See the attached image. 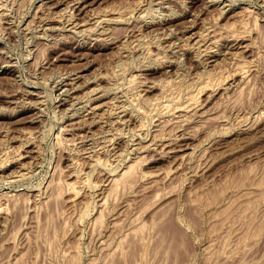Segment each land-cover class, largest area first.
I'll use <instances>...</instances> for the list:
<instances>
[{"label":"rangeland","instance_id":"obj_1","mask_svg":"<svg viewBox=\"0 0 264 264\" xmlns=\"http://www.w3.org/2000/svg\"><path fill=\"white\" fill-rule=\"evenodd\" d=\"M0 264H264V0H0Z\"/></svg>","mask_w":264,"mask_h":264},{"label":"bare ground","instance_id":"obj_2","mask_svg":"<svg viewBox=\"0 0 264 264\" xmlns=\"http://www.w3.org/2000/svg\"><path fill=\"white\" fill-rule=\"evenodd\" d=\"M74 6H75V5H74ZM105 15H106V14H105ZM105 15H104V16H105ZM93 18H94V17H93ZM74 20H75V19H74ZM106 20H107V19H106ZM98 21H99V20H98ZM198 38H199V37H198ZM196 41H199V40L196 39ZM195 43H196V42H195ZM197 43H198V42H197ZM199 43H200V42H199ZM198 46H199V45H198ZM234 75H235V74H234ZM132 81H134V80H132ZM206 84H207V83H206ZM164 86H166V85H163V87H164ZM205 86H206V85H205ZM150 88H151V87H150ZM130 89H131V88H130ZM164 90H165V89H164ZM166 91H167V90H166ZM173 99H174V98H173ZM193 99H194V98H193ZM179 100H180V99H179ZM189 102H190V100H189ZM185 104H186V103H185ZM177 105H178V104H177ZM165 106H168V104H166ZM170 106H171V105H170ZM98 107H99V106H98ZM132 109H133V108H132ZM90 110H91V109H90ZM92 111H93V110H92ZM96 111H97V107H96ZM93 112H94V111H93ZM93 112H92V113H93ZM92 113H90V114H92ZM88 114H89V113H88ZM66 130H67V129H66ZM166 145H167V144H166ZM168 146H169V145H168ZM138 147H139V146H138ZM102 148H103V147H102ZM166 148H167V147H166ZM171 150H172V149H171ZM171 150H170V151H171ZM173 151H174V150H173ZM95 152H96V151H95ZM86 153H87V152H86ZM1 165H2V164H1ZM136 166H137V165H136ZM21 168H22V167H21ZM132 169H133V168L131 167V170H132ZM128 170H130V169H128ZM133 171H134V169H133ZM127 172H129V171H127ZM127 172H126L125 174H123L122 177H120V178L123 179V177H125V175L128 174ZM129 175H130V174H129ZM128 177H129V176H128ZM87 179H89V178H87ZM114 180H115V179H114ZM114 180H113V181H114ZM125 180H127V179H125ZM113 181H112V183H113ZM116 181H117V180H116ZM114 182H115V181H114ZM117 182H118V181H117ZM119 182H120V181H119ZM115 183H116V182H115ZM123 183H124V182H123ZM117 184H118V183H117ZM113 185H114V183H113ZM117 188H118V187H117ZM115 190H116V189H115ZM110 194H111V193H110ZM132 221H133V220H132ZM139 230H140V229H139ZM177 237H178V236H177ZM180 237H181V236H180ZM175 239H176V238H175ZM176 245H177V244H176ZM168 248H169V247H168ZM171 248H172V247H171ZM169 250H170V249H169ZM177 251H178V250H177ZM129 257H130V256H129Z\"/></svg>","mask_w":264,"mask_h":264}]
</instances>
